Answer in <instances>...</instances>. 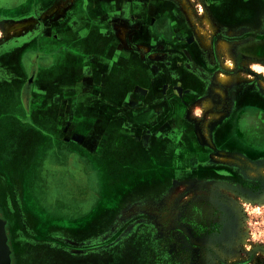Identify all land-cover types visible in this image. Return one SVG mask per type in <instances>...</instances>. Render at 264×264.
<instances>
[{
  "label": "rangeland",
  "instance_id": "obj_1",
  "mask_svg": "<svg viewBox=\"0 0 264 264\" xmlns=\"http://www.w3.org/2000/svg\"><path fill=\"white\" fill-rule=\"evenodd\" d=\"M180 1L204 38H213L206 11H197L200 1ZM219 48L225 50H218L223 69L215 76L226 87H216L225 96L227 86L253 77L223 74L225 65L235 70L236 61L229 44ZM245 66L264 92V65ZM206 103L189 104L181 114L187 132L202 139L197 160L169 161L174 171L168 169L161 188L148 184L156 179L153 164L133 151L106 152L100 167L89 163L85 175L66 174L56 167L60 159L51 171L38 172L36 206L26 208L27 223L38 234L15 238L5 225L10 264H264V168L213 148L205 135L213 140L212 122L226 110H207ZM12 229L25 230L20 222Z\"/></svg>",
  "mask_w": 264,
  "mask_h": 264
},
{
  "label": "crops",
  "instance_id": "obj_2",
  "mask_svg": "<svg viewBox=\"0 0 264 264\" xmlns=\"http://www.w3.org/2000/svg\"><path fill=\"white\" fill-rule=\"evenodd\" d=\"M60 1L0 0V218L15 238L35 232L26 208L36 206L38 172L60 159L56 167L66 174L85 175L89 163L100 167L104 153L130 151L123 120L131 107L119 99L134 94L139 60L122 57L104 35L111 31L102 18L113 13L112 0H88L85 8L81 0H65L68 7L50 18ZM220 6L230 18L240 7L239 26L264 30V0H220ZM34 14L44 21L40 27ZM5 26L20 33L4 39ZM19 222L25 230L12 229Z\"/></svg>",
  "mask_w": 264,
  "mask_h": 264
},
{
  "label": "flooded vegetation",
  "instance_id": "obj_3",
  "mask_svg": "<svg viewBox=\"0 0 264 264\" xmlns=\"http://www.w3.org/2000/svg\"><path fill=\"white\" fill-rule=\"evenodd\" d=\"M199 1L201 9L197 11L202 8L206 11L215 31L210 40L199 32L188 7L180 0H112L108 8L113 13L105 20L102 18L105 29L111 28L104 35L112 38L121 56L139 60L137 79L130 89L134 94L119 99V105L131 109L126 116L125 111L119 110V116L120 119L125 116L123 121L129 122L130 151L143 154L147 164L152 163L153 171H157L156 179H149L148 184L155 186L158 182L160 188L170 175L168 169L173 174L172 166L168 168L169 161L176 159L175 162L182 164L199 156L195 152L200 151L202 139L194 140L181 122L183 110L189 104L194 106L192 103L204 107L210 101L211 107L207 110H226L219 113L223 116L217 122H212L209 133L212 131L213 140L210 134L205 135L219 154L223 151L229 157L245 159L257 168H264V92L259 82H255L258 77L247 73L249 68L244 67V64L250 68L254 64L264 65V30L259 25L239 26L240 7L233 10L236 17L230 18L229 8L221 7L220 0ZM81 2L83 8L88 4V0ZM59 3L50 18L69 5L65 0ZM34 15L36 24L43 25L39 14ZM220 43L229 44L226 50L231 51L236 61L235 70L225 65L228 71L223 74L232 78L241 74L253 77L245 84L240 80L227 86L230 89L225 96L216 87H226L215 76L219 68L223 69L218 54V50H223L219 48ZM216 93L221 101L215 97Z\"/></svg>",
  "mask_w": 264,
  "mask_h": 264
},
{
  "label": "water",
  "instance_id": "obj_4",
  "mask_svg": "<svg viewBox=\"0 0 264 264\" xmlns=\"http://www.w3.org/2000/svg\"><path fill=\"white\" fill-rule=\"evenodd\" d=\"M10 250L5 234V222L0 218V264H10Z\"/></svg>",
  "mask_w": 264,
  "mask_h": 264
},
{
  "label": "bare ground",
  "instance_id": "obj_5",
  "mask_svg": "<svg viewBox=\"0 0 264 264\" xmlns=\"http://www.w3.org/2000/svg\"><path fill=\"white\" fill-rule=\"evenodd\" d=\"M19 28L20 27H18V26H9L7 28V30H6L7 31L6 33L10 36V38H13V37L17 36L20 33L19 32Z\"/></svg>",
  "mask_w": 264,
  "mask_h": 264
}]
</instances>
